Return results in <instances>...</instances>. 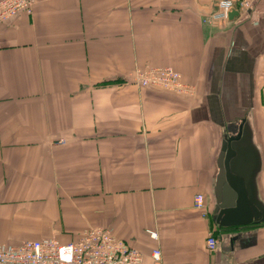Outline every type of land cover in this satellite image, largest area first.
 I'll return each instance as SVG.
<instances>
[{
  "label": "crops",
  "instance_id": "0c3cea01",
  "mask_svg": "<svg viewBox=\"0 0 264 264\" xmlns=\"http://www.w3.org/2000/svg\"><path fill=\"white\" fill-rule=\"evenodd\" d=\"M220 1L37 0L0 24V248L107 228L143 264L156 249L161 264H264V223L212 221L222 143L242 121L264 204V0L213 21ZM161 67L187 92L135 84Z\"/></svg>",
  "mask_w": 264,
  "mask_h": 264
},
{
  "label": "built area",
  "instance_id": "2783aa9c",
  "mask_svg": "<svg viewBox=\"0 0 264 264\" xmlns=\"http://www.w3.org/2000/svg\"><path fill=\"white\" fill-rule=\"evenodd\" d=\"M37 0H0V24L6 23L19 14H31ZM213 21H223L232 11L246 12L249 0L232 3L223 0L216 4ZM140 88H154L171 93H185L187 87L181 76L171 67L137 70L133 77ZM63 141H61L62 143ZM194 209L205 211L204 196L196 195ZM153 240L155 233H148ZM208 251H215L217 241L209 235L206 241ZM153 264H161V252H152ZM0 264H143L141 253L123 241L116 239L106 229H90L74 242L62 245L55 240L26 241L17 247L0 248Z\"/></svg>",
  "mask_w": 264,
  "mask_h": 264
},
{
  "label": "water",
  "instance_id": "95a60500",
  "mask_svg": "<svg viewBox=\"0 0 264 264\" xmlns=\"http://www.w3.org/2000/svg\"><path fill=\"white\" fill-rule=\"evenodd\" d=\"M237 15L232 11L228 19ZM230 133L232 136L222 143L217 160L212 221L220 230L264 223V204L258 198L255 181L261 161L251 129L242 121Z\"/></svg>",
  "mask_w": 264,
  "mask_h": 264
},
{
  "label": "trees",
  "instance_id": "16d2710c",
  "mask_svg": "<svg viewBox=\"0 0 264 264\" xmlns=\"http://www.w3.org/2000/svg\"><path fill=\"white\" fill-rule=\"evenodd\" d=\"M252 226H256V225H252ZM247 227H249V226H247ZM244 228V227H243Z\"/></svg>",
  "mask_w": 264,
  "mask_h": 264
}]
</instances>
